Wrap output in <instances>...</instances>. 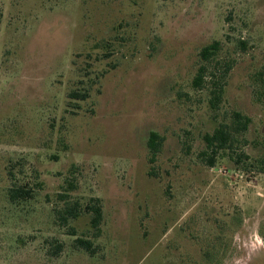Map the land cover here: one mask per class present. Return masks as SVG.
<instances>
[{"label": "rangeland", "instance_id": "obj_1", "mask_svg": "<svg viewBox=\"0 0 264 264\" xmlns=\"http://www.w3.org/2000/svg\"><path fill=\"white\" fill-rule=\"evenodd\" d=\"M233 112L250 159L210 167L203 136ZM263 157L264 0H0V264H264Z\"/></svg>", "mask_w": 264, "mask_h": 264}, {"label": "trees", "instance_id": "obj_2", "mask_svg": "<svg viewBox=\"0 0 264 264\" xmlns=\"http://www.w3.org/2000/svg\"><path fill=\"white\" fill-rule=\"evenodd\" d=\"M220 50V43L213 42L200 51V59L202 64L199 66L196 76L193 79L192 85L194 88H201L207 78L211 81V77L215 76V69L209 65V62L217 55ZM231 65H227L222 75L219 76L216 82H212L213 88L211 90L210 106L212 109H216L221 102L224 92V80L228 74ZM71 100H85L87 98L86 93L71 92L68 95ZM251 120L249 117L242 115L239 112H233L230 122L227 124H220L212 133H207L203 136V142L205 145V151L201 153V157L205 163L212 167L215 164L216 157L222 153H227L235 165L239 166L244 163L245 160L250 159V156L240 151L241 142H245L243 135L247 132L250 126ZM160 137L157 133H151L148 141V149L152 155V159L159 151ZM256 161V160H255ZM258 161V160H257ZM261 167V172H264V157L260 158L257 162ZM31 197V191L21 188L13 187L9 190V199L12 202L19 200H25ZM67 196H61V200H66ZM96 204L87 206L86 210L91 214L90 226L95 231H100V224L102 221V209L99 205V200H95ZM81 207L75 202L72 204L66 203L64 207L58 211L60 215V221L62 224H66L70 219H76L81 214ZM77 247L91 252L92 244L89 240L77 238L75 240Z\"/></svg>", "mask_w": 264, "mask_h": 264}]
</instances>
